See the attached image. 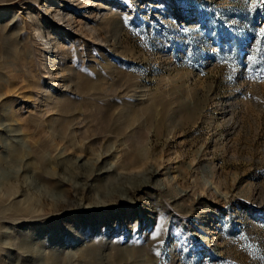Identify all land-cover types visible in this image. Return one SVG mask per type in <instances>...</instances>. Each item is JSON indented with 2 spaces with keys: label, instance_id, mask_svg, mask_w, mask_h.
I'll return each mask as SVG.
<instances>
[{
  "label": "rangeland",
  "instance_id": "obj_1",
  "mask_svg": "<svg viewBox=\"0 0 264 264\" xmlns=\"http://www.w3.org/2000/svg\"><path fill=\"white\" fill-rule=\"evenodd\" d=\"M83 1L0 0V264H264V0ZM129 112L172 158L149 186Z\"/></svg>",
  "mask_w": 264,
  "mask_h": 264
},
{
  "label": "bare ground",
  "instance_id": "obj_2",
  "mask_svg": "<svg viewBox=\"0 0 264 264\" xmlns=\"http://www.w3.org/2000/svg\"><path fill=\"white\" fill-rule=\"evenodd\" d=\"M42 1H43V3L41 5L40 9H42V11L46 15V17L49 18L48 15H51L50 13L53 11V8H52L53 5L55 3H59L57 5L59 7V6H61L60 3L63 0H42ZM71 1L74 2V0H71ZM101 1L103 3L101 2L98 7H102V6L108 7V5L111 2H114L115 0H101ZM83 4L87 6L89 4L91 5L92 3H91V0H84ZM51 16H52L51 19L58 26H65V28H68V29L72 30L73 29V25H75L74 24L75 23L74 16L73 15H69L68 13H63L62 10L56 11ZM33 30L36 31V33H38L37 37L39 38V40L41 42V45L43 46V52L46 53V55L44 57V61H45L44 68L46 69L45 74L47 76L44 77V79H50V81L52 83H55V78H56L55 60L52 59V56L55 53L59 54V52H60L59 49L61 50V48H59L60 45L58 44V41H55L57 39V36H55L54 38H50V36L52 35V31H51V33H49V30H46L45 34H43V31L41 32L39 29H33ZM51 41H54V42H51ZM40 84H41V82H40ZM52 111L53 110L49 106H47V113L52 112ZM67 111L68 110L66 108L62 109V112L64 114H66ZM181 111H182L181 113H183L185 116H188L189 119H193V114L188 113L187 109H181ZM163 114H164V112H163ZM143 115L146 117L145 123H147V124L151 123V117H152L151 109L150 108L145 109V112H143ZM138 116L139 115L136 114L135 112L134 113H132V112L127 113L126 116H124V118H123L124 119V123H123L122 128H120V129L124 130V129H132L133 128L132 129V135L137 139V147L135 148V152H134L136 158L134 159V162H133L132 165L141 163V166L145 167L143 172H142V175H141L142 178L146 181L143 186H149V183H150L151 179L155 175H157V174L159 175L161 171L165 170L167 168V165H168L167 163H170L172 161V158H171L170 155H165V153L160 155V157H156L155 156V158H154L153 155L151 154V152L148 151L147 147H148V141L149 140H148V137L146 136L148 134H145V132L143 134H138V132H137L138 130H141L142 128H143L142 130L147 131V128L144 127L145 124H142L141 126L138 125V126H136L134 128V125L138 122V120H137ZM83 121H84L83 118H80V117H77V116L76 117L72 116V117H65V121H63L62 123L59 124V126H58V128L56 130V133L58 134L59 139H60L58 144H63L64 145L68 141L69 144L64 146V149H65L66 152L75 151L78 147L82 146L81 145V141H80L81 140L80 134H81V126L83 124ZM69 128H72L71 129L72 130V134H70V133L68 134L67 133ZM155 130H156L157 134H162L163 131H164V129L162 130V127H159L158 129H155ZM173 132H175V130ZM149 166L150 167L151 166L155 167V170H151L149 168ZM79 177L82 178L83 176L80 175ZM177 185L181 187L182 183L181 182H177ZM156 189L160 190V186L159 187L157 186ZM127 191L130 192V190H127ZM117 200L121 201V198H118ZM74 204H75V207L81 208L80 205L77 204V202H75V201H72L70 203V205H74Z\"/></svg>",
  "mask_w": 264,
  "mask_h": 264
}]
</instances>
